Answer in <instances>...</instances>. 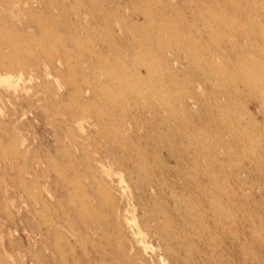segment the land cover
I'll use <instances>...</instances> for the list:
<instances>
[{"label": "rangeland", "instance_id": "rangeland-1", "mask_svg": "<svg viewBox=\"0 0 264 264\" xmlns=\"http://www.w3.org/2000/svg\"><path fill=\"white\" fill-rule=\"evenodd\" d=\"M9 60L0 264H264V0H0Z\"/></svg>", "mask_w": 264, "mask_h": 264}, {"label": "bare ground", "instance_id": "bare-ground-1", "mask_svg": "<svg viewBox=\"0 0 264 264\" xmlns=\"http://www.w3.org/2000/svg\"><path fill=\"white\" fill-rule=\"evenodd\" d=\"M202 2V1H201ZM3 7V6H2ZM234 18V17H233ZM170 22H172V21H170ZM51 27V26H50ZM185 27V26H184ZM258 27V26H257ZM183 28V27H182ZM249 30V29H248ZM185 31H187V30H185ZM25 38V35H19L18 37H17V39L18 40H23ZM1 41H4V42H6V43H11V42H14V40L12 39V38H6L5 40H1ZM165 46V45H164ZM80 51V50H79ZM21 55V54H20ZM150 60V59H149ZM164 60V59H163ZM175 63H179V58L178 57H175V60H173ZM41 62V61H40ZM137 62V61H136ZM168 62H169V60H168ZM45 64H47V63H45ZM138 64V63H137ZM32 66V71H31V73H30V75L31 76H34L35 75V73H34V71L35 70H38L39 69V65H40V63H39V60H34V61H31V63L30 64H28V62L27 61H25V60H20V61H15V60H9L8 62H6V61H0V67H3V66H5L6 68H9V69H12V68H19V70H20V72H22V74H24V72H25V70H27V68L29 67V66ZM47 66V65H46ZM145 66V71H146V73H147V75H148V77H149V75L152 73V65L151 64H149V65H144ZM156 66V65H155ZM258 66V65H257ZM256 66V67H257ZM246 67V66H245ZM80 68V67H79ZM259 68V67H258ZM144 70V68L142 69L141 68V72ZM138 79L143 83L144 81H145V78L144 77H142V75H138ZM0 80H3V81H6V82H8L9 84H11L12 82H11V79L9 78V77H3L2 75H0ZM200 86V85H199ZM128 87H131V84H130V82H128ZM180 92V91H179ZM147 95V94H146ZM148 97V96H147ZM150 97V96H149ZM72 101V100H71ZM78 101V100H77ZM160 101V100H159ZM70 102V101H69ZM159 103V102H158ZM159 113V112H158ZM228 118V117H227ZM226 118V119H227ZM167 121V120H166ZM169 122V121H168ZM178 127V126H177ZM124 129V128H123ZM180 131V130H179ZM232 147V146H231ZM165 156H166V158L168 159V160H173L174 158H175V149L174 148H172V147H169V148H167V150H166V153H165ZM169 168H171V166H169ZM172 170V169H171ZM43 177V176H42ZM147 185H145V186H150L151 185V182H149V183H146ZM160 201V200H159ZM167 202V201H166ZM162 203V202H161ZM164 203V202H163ZM116 206V205H115ZM133 206V205H132ZM135 206H133V208H134ZM228 208V207H227ZM135 209V208H134ZM133 209V210H134ZM199 210V209H198ZM228 210V209H227ZM135 211V210H134ZM196 211V210H195ZM191 212V211H190ZM214 214V213H213ZM235 219V218H234ZM136 221V220H135ZM215 221H216V219H215ZM136 223H137V231H138V233L142 236V237H145V235H146V233H145V230L147 229L143 224H141V223H138L137 221H136ZM113 229V228H112ZM148 230V229H147ZM155 235V233H153V236ZM40 241V240H39ZM84 242V241H83ZM13 244V243H12ZM169 244V243H168ZM165 245H166V243H165ZM103 246V245H102ZM149 248V247H148ZM159 250H160V248H159ZM107 251V250H106ZM100 253H102V252H100ZM148 254V253H147ZM150 255V254H149ZM151 256V255H150ZM152 258V257H151Z\"/></svg>", "mask_w": 264, "mask_h": 264}]
</instances>
